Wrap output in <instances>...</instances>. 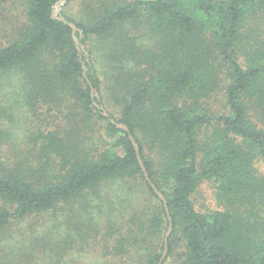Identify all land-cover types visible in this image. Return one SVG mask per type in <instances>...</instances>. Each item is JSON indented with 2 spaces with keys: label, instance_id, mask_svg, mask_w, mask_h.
Instances as JSON below:
<instances>
[{
  "label": "trees",
  "instance_id": "1",
  "mask_svg": "<svg viewBox=\"0 0 264 264\" xmlns=\"http://www.w3.org/2000/svg\"><path fill=\"white\" fill-rule=\"evenodd\" d=\"M59 1L0 0V264L159 263L168 213L112 118L167 198L163 264H264V0L90 1L67 22ZM203 181L222 208H197Z\"/></svg>",
  "mask_w": 264,
  "mask_h": 264
},
{
  "label": "rangeland",
  "instance_id": "2",
  "mask_svg": "<svg viewBox=\"0 0 264 264\" xmlns=\"http://www.w3.org/2000/svg\"><path fill=\"white\" fill-rule=\"evenodd\" d=\"M96 2L94 5L95 6H99L98 3L100 0H72L69 4H67V2L62 6L61 11H65L66 13L72 14L76 17H80V15L82 17L88 18L87 12H88V8L86 7V4L88 2ZM101 1H106V0H101ZM120 2H127L128 0H118ZM130 1V0H129ZM10 16H12V13L9 14ZM1 22V20H0ZM128 28V30H132V33L138 34V43H142L144 42V46H149L150 44V39H149V33H147V29H146V25L145 23H138V31H136L134 26H126ZM1 36V35H0ZM108 40V41H106ZM140 40V41H139ZM103 46H102V55L101 57H98L96 60H98V64L100 67V71H101V76L104 79V72L108 71L109 67L108 64L112 63V60L109 58L108 56V52L110 51V44L112 43V41L110 39H101ZM95 43H97V41L95 40ZM139 43V44H140ZM141 45V44H140ZM90 46H92V42L90 44ZM222 94H220V97H214L212 98L211 102H212V106L214 108L215 111H219L221 112V110L224 108V99L221 96ZM14 99V94H10L7 95L6 91L4 90L3 92L0 91V107L5 105L9 110H10V100ZM106 106L109 110H113L116 111V107L114 104L109 103L108 101H105ZM29 113L30 116V121H33V124L38 123L39 125H43L45 120L39 121L37 120L31 112H28V110L26 111V114ZM53 115L55 114L54 112ZM0 121L3 122H7L6 126L9 127V129H13V125H15V123H13L10 119L9 116H5V118H2V116L0 115ZM22 121V120H21ZM50 121V120H49ZM13 126V127H12ZM256 166L258 167L259 172H261L262 174H264V160H259L256 163ZM196 205L197 208L203 211H208V210H214V209H219L222 208L221 204L218 202V200L216 199L215 196V191L214 188L211 186V183L208 181H203L201 183V185H199L198 190L196 191ZM85 263L87 264H91L89 260L85 261Z\"/></svg>",
  "mask_w": 264,
  "mask_h": 264
},
{
  "label": "water",
  "instance_id": "3",
  "mask_svg": "<svg viewBox=\"0 0 264 264\" xmlns=\"http://www.w3.org/2000/svg\"><path fill=\"white\" fill-rule=\"evenodd\" d=\"M67 2V0H60L59 2H57V4L55 5V8H54V12H53V16L56 17V18H59L60 20L62 21H65L67 22V20L65 19V17L61 14H59L61 12V8L62 6ZM70 25L72 26L73 28V36H74V39H75V42H76V45H77V48L81 51V50H85L86 47L85 45H83L81 42H80V39L79 37L76 35V31L77 30H80L79 27L75 24V23H70ZM88 55V54H87ZM84 75H86V66L84 64ZM92 92L96 95H98L97 91H96V88H92ZM105 114H107V112L105 111ZM112 122H115L116 125L119 127V128H122L124 129L125 131L128 132L129 134V137L136 149V152H137V155H138V159H139V163L143 169V172L145 174V177L146 179L151 183V188L154 189V191L156 192V194L162 199L163 203H164V206L166 208V211L168 213V218H169V227L166 231V235H165V247H164V250H163V253H162V256L160 258V261L158 264H163V261L165 260L167 254H168V250H169V244H168V238L173 230V221H172V218H171V215L169 214V208H168V202H167V198L166 196L163 194V192L158 189L155 185V183H153V181H151V178H150V175H149V172L143 162V159L141 157V153H140V147H139V144L137 142V140L134 138V136L132 135L131 131H130V128L127 124H124V123H121V122H117L115 121L114 118H112Z\"/></svg>",
  "mask_w": 264,
  "mask_h": 264
}]
</instances>
